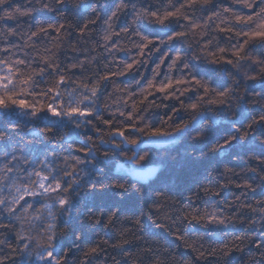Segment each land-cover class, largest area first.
<instances>
[{
  "label": "clouds",
  "instance_id": "9594fccd",
  "mask_svg": "<svg viewBox=\"0 0 264 264\" xmlns=\"http://www.w3.org/2000/svg\"><path fill=\"white\" fill-rule=\"evenodd\" d=\"M0 264H264V0H0Z\"/></svg>",
  "mask_w": 264,
  "mask_h": 264
},
{
  "label": "snow or ice",
  "instance_id": "6c2138e0",
  "mask_svg": "<svg viewBox=\"0 0 264 264\" xmlns=\"http://www.w3.org/2000/svg\"><path fill=\"white\" fill-rule=\"evenodd\" d=\"M133 143H135V142L133 141Z\"/></svg>",
  "mask_w": 264,
  "mask_h": 264
}]
</instances>
